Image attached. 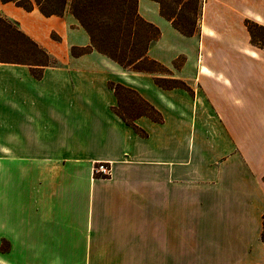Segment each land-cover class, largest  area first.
Listing matches in <instances>:
<instances>
[{"label":"crops","instance_id":"0c3cea01","mask_svg":"<svg viewBox=\"0 0 264 264\" xmlns=\"http://www.w3.org/2000/svg\"><path fill=\"white\" fill-rule=\"evenodd\" d=\"M160 28L148 55L169 72L125 69L78 19L0 0V16L55 59L40 78L0 63V264H264V0H202L195 34L139 0ZM184 80L163 88L155 78ZM110 81L163 121L140 135ZM112 166L108 176L95 163Z\"/></svg>","mask_w":264,"mask_h":264},{"label":"trees","instance_id":"16d2710c","mask_svg":"<svg viewBox=\"0 0 264 264\" xmlns=\"http://www.w3.org/2000/svg\"><path fill=\"white\" fill-rule=\"evenodd\" d=\"M13 2L26 10L38 8L46 16L64 15L70 11L85 28L91 38L90 47H73L78 55L89 49H96L125 69L144 72H169V69L148 55L150 45L161 34L160 28L144 19L138 10L139 0H2ZM162 16L185 35L195 34L202 10L198 0H156ZM195 16V20L192 18ZM252 42L264 48V26L246 20ZM261 33L263 34L261 36ZM12 62L28 65L32 74L40 78L45 67L54 65L55 59L38 42L22 31L17 22L0 16V63ZM163 88L182 87L190 89L181 79L156 77ZM109 86L118 97L114 107L122 119L140 135L147 133L135 120L142 116L162 122L163 116L136 90L122 83L110 81ZM123 92L134 94L137 100L123 102ZM122 106V107H121ZM126 107V109H124ZM128 107V108H127ZM262 240L264 242V216Z\"/></svg>","mask_w":264,"mask_h":264},{"label":"rangeland","instance_id":"374dc122","mask_svg":"<svg viewBox=\"0 0 264 264\" xmlns=\"http://www.w3.org/2000/svg\"><path fill=\"white\" fill-rule=\"evenodd\" d=\"M201 1L202 0H198V3H199L198 9L200 8ZM192 18L195 20V16L194 15H192ZM262 35L263 34L261 33V36ZM122 97H123V102H126L127 100L131 99V97H132V100H135V99L137 100V98H136V96L134 94L127 93V92H123ZM124 109H126V107H124ZM6 252H10V243L7 242V241H3V242L0 243V253H6Z\"/></svg>","mask_w":264,"mask_h":264},{"label":"built area","instance_id":"2783aa9c","mask_svg":"<svg viewBox=\"0 0 264 264\" xmlns=\"http://www.w3.org/2000/svg\"><path fill=\"white\" fill-rule=\"evenodd\" d=\"M94 173L100 176H108L112 172V166L110 163L98 162L94 164Z\"/></svg>","mask_w":264,"mask_h":264}]
</instances>
